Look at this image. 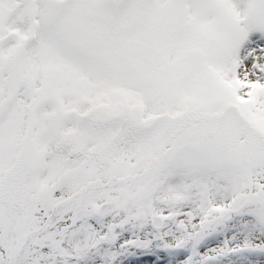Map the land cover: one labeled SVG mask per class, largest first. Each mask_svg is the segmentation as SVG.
I'll return each mask as SVG.
<instances>
[{
  "label": "snow or ice",
  "instance_id": "snow-or-ice-1",
  "mask_svg": "<svg viewBox=\"0 0 264 264\" xmlns=\"http://www.w3.org/2000/svg\"><path fill=\"white\" fill-rule=\"evenodd\" d=\"M0 264H264V0H0Z\"/></svg>",
  "mask_w": 264,
  "mask_h": 264
}]
</instances>
